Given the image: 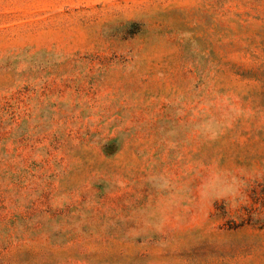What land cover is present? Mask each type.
<instances>
[{
  "label": "rangeland",
  "instance_id": "obj_1",
  "mask_svg": "<svg viewBox=\"0 0 264 264\" xmlns=\"http://www.w3.org/2000/svg\"><path fill=\"white\" fill-rule=\"evenodd\" d=\"M0 264H264V0H0Z\"/></svg>",
  "mask_w": 264,
  "mask_h": 264
}]
</instances>
